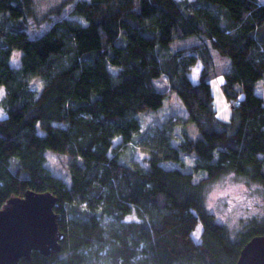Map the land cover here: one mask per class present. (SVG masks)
<instances>
[{
  "label": "trees",
  "instance_id": "trees-1",
  "mask_svg": "<svg viewBox=\"0 0 264 264\" xmlns=\"http://www.w3.org/2000/svg\"><path fill=\"white\" fill-rule=\"evenodd\" d=\"M42 12L35 0H0V208L28 189L49 190L65 233L60 251H34L21 264H236L246 243L264 235V215L234 233L206 194L227 174L264 189V96L256 90L264 80V3L63 0ZM30 21L51 26L32 34ZM214 52L230 61L222 85L228 119L215 104ZM162 76L186 117L149 129L146 165L123 162L121 151L142 130L139 114L165 103L155 85ZM48 150L71 157L69 183L48 168ZM186 155L195 156L191 170ZM133 211L138 220L127 219Z\"/></svg>",
  "mask_w": 264,
  "mask_h": 264
},
{
  "label": "rangeland",
  "instance_id": "rangeland-1",
  "mask_svg": "<svg viewBox=\"0 0 264 264\" xmlns=\"http://www.w3.org/2000/svg\"><path fill=\"white\" fill-rule=\"evenodd\" d=\"M37 4V8L40 10H43L42 13L48 12L53 7H59V4L63 2V0H35ZM260 2L264 3V0H259ZM72 6H69L65 12L62 14L63 16H67L71 10ZM34 21H30V27L32 34H41L43 33L47 28L51 26V23H42L39 27L34 25L32 23ZM194 41L190 40L189 43L178 42L174 47H187L191 45ZM20 54L21 51L16 50L14 51V54L11 59V63L14 66H18L20 64ZM214 57V71H213V78H212V87L213 92L215 96V104L219 113V116L223 118V116L226 114L227 119L230 117L231 114V106L229 101L227 100L226 96L224 95L222 85L225 81L224 74L229 70L230 68V61L228 58L219 55L217 52L213 53ZM203 67V64L201 61H199L195 66L192 67V70L190 72V77L197 81L199 74L201 72V69ZM221 79L223 82L221 83ZM155 85L160 88L161 90L165 91L167 93V98L165 100L164 105L158 109V110H148L145 112H142L139 114L141 122H142V130L139 134L135 136V139L132 141V143L129 145L127 149H124L121 154V159L123 162H130V161H137L143 165H146V159L148 157V153L142 148L141 141L146 136V133L149 131V129L155 125H160L162 122L169 117H186V110L184 106L182 105L180 99L176 95V93L171 89L169 81L167 77L162 76L159 79L155 80ZM33 87L37 89H41V82L39 79H36L33 83ZM0 89H3V93L0 94V118L5 117V112L1 106L2 98L5 95V89L3 87H0ZM257 93L264 96V80L260 81L257 84ZM224 105H227L226 113L221 111V109L224 107ZM224 119V118H223ZM189 132L194 137L199 136L198 129L194 123H188ZM176 135L179 136V139L175 140V143H178L180 138L182 137V126H176L175 128ZM115 142H119V139H116ZM47 156V166L51 170L53 174L56 176H59L63 178L68 183L70 182V168L69 164L71 161V157L68 154H63L60 152H56L53 150H48L46 152ZM195 161L194 155H186L184 156V162L186 164V168L188 170H191L192 165ZM200 175L197 174V178H199ZM240 185H243L245 188H247L249 191L246 193L248 196L255 197L257 199L261 198L262 193H264V189L258 187L255 184L248 185V182L245 178L241 176H236L234 174H227L220 179L212 182L209 187L206 194V203L211 199L212 193L215 191H226L228 188H233L234 192L231 195L239 194L240 191ZM230 196H217L213 207L210 208V210L216 215L217 219L220 222H223L227 224L224 220L220 218V216L223 215L224 210L228 207L227 200L231 198ZM258 208H260L258 205H256ZM247 211V210H246ZM219 214V215H218ZM264 214L257 213V215L252 216L250 219L244 220L241 219L239 221V227H233L231 230L236 233L237 231L242 230L243 226L246 225L248 222L252 221V219L255 216H263ZM134 218V219H130ZM128 220H138V216L136 212L133 211L131 215L127 217ZM202 224L200 223L196 230L193 232V238L195 241L200 242L201 235L203 232L200 228ZM199 230V235H197V232Z\"/></svg>",
  "mask_w": 264,
  "mask_h": 264
},
{
  "label": "water",
  "instance_id": "water-1",
  "mask_svg": "<svg viewBox=\"0 0 264 264\" xmlns=\"http://www.w3.org/2000/svg\"><path fill=\"white\" fill-rule=\"evenodd\" d=\"M57 196L51 191L28 189L12 196L0 208V264H21L38 251H60L65 233L55 212ZM236 264H264V235L254 236L243 247Z\"/></svg>",
  "mask_w": 264,
  "mask_h": 264
},
{
  "label": "clouds",
  "instance_id": "clouds-1",
  "mask_svg": "<svg viewBox=\"0 0 264 264\" xmlns=\"http://www.w3.org/2000/svg\"><path fill=\"white\" fill-rule=\"evenodd\" d=\"M248 191L249 190L243 185H240L239 194L236 195H231L234 192L233 188H228L226 191H215L212 193L211 199L207 203V207H213L217 196L225 197L231 195V198L227 200L228 207L224 210V213L220 218L227 223L229 229L239 227V221L241 219H250L252 216L257 215V213L264 214V200L246 195ZM257 204H260L261 207L258 208L256 206ZM200 228L202 229V225ZM197 234L199 235V230Z\"/></svg>",
  "mask_w": 264,
  "mask_h": 264
},
{
  "label": "snow or ice",
  "instance_id": "snow-or-ice-1",
  "mask_svg": "<svg viewBox=\"0 0 264 264\" xmlns=\"http://www.w3.org/2000/svg\"><path fill=\"white\" fill-rule=\"evenodd\" d=\"M220 82L222 83L223 80L221 79ZM2 93H3V89H0V94H2ZM226 110H227V105H224V107L221 109V111H223V112L226 113ZM223 118H224V119H227V115L225 114V115L223 116ZM130 219H134V218H130ZM197 235H198V234H197Z\"/></svg>",
  "mask_w": 264,
  "mask_h": 264
}]
</instances>
